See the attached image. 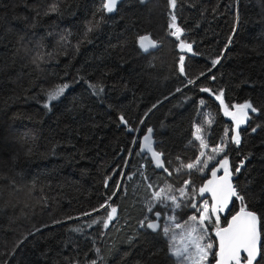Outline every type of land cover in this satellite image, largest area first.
<instances>
[{
    "label": "trees",
    "instance_id": "obj_1",
    "mask_svg": "<svg viewBox=\"0 0 264 264\" xmlns=\"http://www.w3.org/2000/svg\"><path fill=\"white\" fill-rule=\"evenodd\" d=\"M53 4L56 11L49 10ZM102 4L0 0V264H177L168 238L140 221L152 218L151 191L166 184L179 189L190 180L188 192L198 196L191 189L198 191L209 168L173 171L199 155V142L189 143L196 124L213 118L204 133L209 147L230 138L231 131L228 138L224 133L231 118L202 88L223 90L230 106L250 100L259 109L240 126V143H228L225 152L233 184L254 198L250 207L261 216L264 244V196L258 195L264 188V0H176L174 9L168 0H121L112 13ZM171 14L192 52L181 51L171 36ZM90 22L99 27L85 36ZM143 33L157 41L154 50L139 49ZM62 84L69 87L49 101L48 92ZM147 127L171 176L147 154L136 155ZM109 196L116 218L107 229L87 227L106 215L92 210ZM239 207L233 198L220 225ZM154 211L164 223L170 209ZM87 212L92 215H82ZM196 213L185 206L176 216L185 221Z\"/></svg>",
    "mask_w": 264,
    "mask_h": 264
},
{
    "label": "snow or ice",
    "instance_id": "obj_2",
    "mask_svg": "<svg viewBox=\"0 0 264 264\" xmlns=\"http://www.w3.org/2000/svg\"><path fill=\"white\" fill-rule=\"evenodd\" d=\"M171 8L176 7V0H168ZM117 0H103L102 10L107 12H113L116 8ZM50 11H56L57 6L53 4ZM99 27V23L89 24L85 36L88 32L94 31ZM169 29L171 36L176 37L179 41V48L181 50L186 49L188 52H192V44L186 43L185 40L181 39L183 33V28L177 24V17L175 14H171V22L169 23ZM138 43L142 50L145 52L150 49H154L158 46L157 41L153 40L150 35H141L138 37ZM231 43V40H229ZM184 59L185 57L181 55L179 57L180 67L179 71L184 72ZM213 66L219 63V58L212 61ZM204 75V73H201ZM212 79H215L213 77ZM194 80H188V84H194ZM68 84L56 85L52 90L48 92V100L52 101L57 99L62 95ZM94 90L103 91L102 87L97 85H90ZM179 91V89H177ZM201 91L212 93L215 99L219 101L220 105L223 107V113L225 116L231 117L234 123V127L231 129L226 128L224 136L228 138L229 131L233 132L228 139L221 140V143L211 148V155H208L205 151L209 147L205 140V130L210 128L213 123V118L209 117L202 123L196 124L195 131L193 133L194 140L189 141V143H194V141H199V155L196 157L193 163L184 164L180 163V167L174 169L173 171L179 174L182 170H188L189 175L191 170H196L203 173L209 168L212 161H216L215 165L211 167V179H208L197 191L196 188L191 189L192 194H198L203 197L205 193H209L211 197V204L207 199L203 200V203L197 205L194 202V196H190L188 188L191 185L190 180H184L183 186L179 189H175L172 184H166L165 187L159 188V190L151 191V198L147 201V211L152 213V218L145 216L143 220L140 221L141 228H147L153 232H161L165 237L168 238V251L169 254L177 260V264H208L209 255L215 258V264H260L261 260H264V244L261 243V232H260V222L261 216L258 215L257 211L252 210L250 205L252 204V199H246V194H242L243 190L240 189L238 184H233L232 177L234 172L231 170L230 162L225 149L228 143L239 144L240 134L239 128L242 124H245L251 117L249 113H256L259 109L249 101H245L243 104H233L229 105L224 100L223 90L219 91V94L213 92L212 89L202 88ZM201 105H204V101L201 100ZM48 105L46 104L45 107ZM156 105H153L155 107ZM151 111V109L149 110ZM147 115V114H146ZM121 121L127 124L124 120L123 115L120 117ZM143 124L144 121H141ZM260 125H257V128ZM134 130V129H130ZM135 131V130H134ZM253 132L256 128L252 129ZM134 143H137L134 141ZM140 151L136 155H141L142 153L150 154L151 160L154 161L155 167L162 169L163 172L167 173L169 176L173 174L170 172L168 167L165 166V161L163 159V153L156 151L154 148L153 140V129L151 127L146 129L145 134L142 137V141L139 142ZM221 159H217L221 156ZM206 157L204 159H201ZM179 160L180 158L177 157ZM170 163V162H169ZM243 165V161L241 162ZM223 171L222 175H217L218 172ZM240 167L235 169V173H239ZM142 174V173H141ZM132 175H135L133 173ZM129 179L132 177L129 176ZM147 180L148 178L145 177ZM120 185H117L119 190ZM148 189H153L154 185L149 182L147 184ZM239 189V190H238ZM178 192L179 196L173 194ZM117 193L114 191L112 193L115 196ZM264 196V188L258 194ZM236 198L240 203V210L231 217L228 221L227 227H220V213L224 212L229 208L230 201ZM112 197L109 196L105 203L100 204L99 208H95L92 212H97L100 209H104L106 215L104 217H96L91 220L87 227H92L96 224H102L103 228L107 229L110 223L117 216V207L112 206L110 201ZM187 200L188 205L194 209H199V211L188 217L183 223H179L178 218L175 214L164 215L165 222H161L162 213L160 211H154L157 205L168 209L170 208L173 213L176 209L182 206V203ZM170 202V203H169ZM187 206V205H186ZM110 209V210H109ZM84 216H91V212L83 213ZM215 225V235L218 238V249L213 252L214 243L211 242V238L208 236V225ZM176 229H181L182 231L177 234ZM76 231H82L81 228H76ZM179 237V238H178ZM131 242V241H130ZM99 253L100 249H96ZM245 253L242 257L241 253ZM91 264H97L96 260L91 261Z\"/></svg>",
    "mask_w": 264,
    "mask_h": 264
},
{
    "label": "water",
    "instance_id": "obj_3",
    "mask_svg": "<svg viewBox=\"0 0 264 264\" xmlns=\"http://www.w3.org/2000/svg\"><path fill=\"white\" fill-rule=\"evenodd\" d=\"M121 0H117V4L120 2ZM116 7H117V5H116ZM116 9V8H115ZM115 11V10H114ZM113 11V12H114ZM110 13H112V12H110ZM141 35H150L149 33H143V34H141ZM140 35V36H141ZM151 36V35H150ZM151 38L153 39V40H155L152 36H151ZM156 41V40H155ZM138 47H139V49L143 52V53H146L144 50H142L141 48H140V46H139V43H138ZM155 49V48H154ZM154 49H150V50H154ZM149 50V51H150ZM148 52V51H147ZM243 125V124H242ZM147 128H149V127H147ZM146 128V129H147ZM152 128V127H151ZM146 129H145V131L139 136V138H138V151H140V147H139V142L140 141H142V137H143V135L145 134V132H146ZM153 140H154V148H155V139H154V136H153ZM155 150L156 151H158L156 148H155ZM142 154H147L148 155V157H149V159H150V161H151V164L153 165V167L156 169V170H162V169H158V168H156L155 167V163H154V161H152L151 160V157H150V154H148V153H142ZM163 171V170H162ZM167 174V173H166ZM223 174V172H221V173H217V175H222ZM168 175V174H167ZM208 179H211V168H210V170L208 171V175H207V177L202 181V183H201V186L208 180ZM205 194H208L209 196H210V194L209 193H205ZM240 210V207L237 209V210H235L233 213H231L229 216H228V218H227V220H226V222L224 223V224H222V225H220V227H227V223H228V221L229 220H231V217L233 216V215H235L238 211ZM259 228H260V225H259ZM213 235H214V238H215V251L218 249V243H219V241H218V238L216 237V235H215V230H214V232H213ZM241 255L242 256H244V255H246L245 253H241ZM212 264H215V258H214V260H213V262H212Z\"/></svg>",
    "mask_w": 264,
    "mask_h": 264
},
{
    "label": "rangeland",
    "instance_id": "obj_4",
    "mask_svg": "<svg viewBox=\"0 0 264 264\" xmlns=\"http://www.w3.org/2000/svg\"><path fill=\"white\" fill-rule=\"evenodd\" d=\"M179 45V44H178ZM178 48H179V46H178ZM180 49V48H179ZM181 50V49H180ZM181 51H187L186 49H184V50H181ZM243 104V103H242ZM231 118V117H230ZM234 127V123H233V121L231 120V128H233ZM232 134H234L233 132H231V135ZM230 135V136H231ZM199 142V141H198ZM218 144H220V143H218ZM218 144H216V145H218ZM215 145V146H216ZM215 146H213V147H215ZM211 148L212 147H208L207 149H205V151H206V153L208 154V155H211L212 153H210V151H211ZM204 158H206V157H203V158H201V159H204ZM220 157H217V159H219ZM214 161H212L211 163H213ZM215 163H216V161H215ZM209 169H210V167H209ZM175 195H177V196H179V193H177V194H175ZM194 196V195H193ZM195 198H194V202L197 204V205H200V204H202L203 203V200H205V199H207L208 201H209V204H211V197L210 196H208V195H204L203 197H200L199 195L196 197V196H194ZM170 203V202H169ZM187 205V207H190V205H188V202H187V200H185L183 203H182V206L179 208V209H176V211H175V213H173L172 211H171V209H170V212L167 214V215H173V214H175L176 215V212L178 211V210H180V209H182L183 207H185ZM197 210V212L199 211V209L197 208L196 209ZM164 222H165V220H164ZM177 222H179V223H183V221H177ZM214 230H215V225L213 224V226L211 227V232H214ZM182 230L181 229H176V233L177 234H179L180 232H181ZM179 238V237H178ZM208 264H209V261H208Z\"/></svg>",
    "mask_w": 264,
    "mask_h": 264
},
{
    "label": "flooded vegetation",
    "instance_id": "obj_5",
    "mask_svg": "<svg viewBox=\"0 0 264 264\" xmlns=\"http://www.w3.org/2000/svg\"><path fill=\"white\" fill-rule=\"evenodd\" d=\"M214 165H215V164H214ZM214 165H213V166H214ZM209 170H210V169H209ZM221 172H223V171L221 170L220 172H218V174L221 173ZM205 195H208V194H205ZM208 196H209V195H208ZM227 210H228V209H227ZM227 210H225L224 212L220 213V215H225V214L227 213ZM228 216H229V215H228ZM227 218H228V217H227ZM213 260H214V258H213L211 261L209 260V264H212Z\"/></svg>",
    "mask_w": 264,
    "mask_h": 264
}]
</instances>
